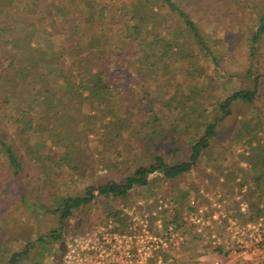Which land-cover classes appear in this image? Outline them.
<instances>
[{
	"label": "rangeland",
	"instance_id": "374dc122",
	"mask_svg": "<svg viewBox=\"0 0 264 264\" xmlns=\"http://www.w3.org/2000/svg\"><path fill=\"white\" fill-rule=\"evenodd\" d=\"M177 1L220 54L221 72L245 77L249 60L244 55L246 44L243 40L249 29L248 7L258 0ZM32 2L39 11L36 15L27 12L21 24L31 36L44 35L43 54L51 50L59 54L54 78L67 75L77 58L90 53L104 55L107 64H118L119 76L133 96L130 104L134 108L133 129L110 143L96 140L81 158L71 160L74 166L68 169L63 163L65 157L46 147L44 155L48 161L41 168H32L29 180L19 181L6 162L3 148L10 144L24 152V142L8 112H0V264H6L13 255L22 253L41 237L62 227L52 213L58 210L64 199L110 181L124 182L141 166L152 165L156 157H164L171 165L189 162L191 146L202 137L201 132L192 129L188 133L180 130L179 116L169 108L175 96L174 84L152 85L145 72L134 66L136 61L129 49L123 52L117 48L112 52L105 50L104 44L100 48H79V45L85 46L82 42L85 37L78 29L88 31L96 40L109 35L112 28L108 25L112 23L118 30L124 23L120 11L134 0ZM21 32L19 29L8 36L0 34V64L4 65L3 68L10 70L21 64L17 60L24 41ZM56 36H61L64 44L50 43L49 39ZM228 47L234 52H229ZM262 48L264 50V43ZM196 50L203 57L197 46ZM206 72L211 74L209 68ZM255 72L264 74V59ZM19 77L22 81L23 77ZM239 77L232 86L234 89H244L249 84ZM263 82L261 79L260 85ZM261 88L256 104L244 106L243 112H237L226 122L206 161L192 176L180 182L182 187L191 186L194 190V197L186 203L181 214L180 230L175 231L172 226L180 193L173 183L161 186L158 182L161 175H150L153 195L144 196L131 208H122L124 213L119 217L112 209L99 207L98 201L92 203L67 223L63 235L67 249L62 258L56 256L63 251L60 244L49 248L37 244V249L23 264H139L146 255L159 251L163 253L159 257L165 261L181 256L190 264H217L222 257L219 249L240 253L241 264H264V216L259 226L251 221L256 210L264 212V136L263 141L254 144L252 149L242 137V124L249 119L251 109L260 111L264 120V86ZM223 89L222 84L214 87L218 96L226 97ZM34 109L35 116L43 112L37 107ZM27 142L34 146L36 140L32 138ZM223 168L240 174L239 186L232 195L222 186L224 179H219ZM115 210L119 208L115 207ZM200 236V243L194 245L192 237L200 239ZM196 246L206 251L198 252Z\"/></svg>",
	"mask_w": 264,
	"mask_h": 264
},
{
	"label": "trees",
	"instance_id": "16d2710c",
	"mask_svg": "<svg viewBox=\"0 0 264 264\" xmlns=\"http://www.w3.org/2000/svg\"><path fill=\"white\" fill-rule=\"evenodd\" d=\"M248 9L249 29L243 40L246 44L244 55L249 60L245 77L221 72L220 54L177 0H134L120 11L123 25L116 30L112 23L109 24L112 28L109 29L110 34L102 35L99 40L92 38L88 31L78 29L85 37L82 40L85 46L79 45V48H100L104 44L105 50L112 52H116L117 48L123 52L129 49L136 61L134 66L138 71L145 72L152 85L174 84L175 96L169 108L175 116H179L178 127L187 133L190 129L201 132L202 137L191 146L189 162L171 165L164 157H156L152 165L141 166L133 177L124 182L110 181L97 188H89L81 195L64 199L58 210L52 213L62 227L41 237L22 253L13 255L6 264H23L37 249V244L41 248L60 244L63 251L55 255L62 258L67 249L63 241L66 225L78 212L98 201L99 207L112 209L116 217L123 215L122 208H131L144 196L154 194L150 175H161L158 181L161 186L173 183L180 193L175 209L177 216L172 223L175 231L180 230L181 214L186 203L194 197L193 188L182 187L180 182L192 176L206 161L226 122L237 112H243L244 106L256 104L264 86V82L260 85L264 74L255 72L264 59V0L249 4ZM38 11L32 0H0V34L8 36L20 29L24 38L17 59L21 62L19 67L9 70L0 64V112H8L25 147V151L21 152L8 144L3 148V154L19 181L29 180L32 168H41L48 161L44 155L46 147L61 153L66 160L64 166L68 169L74 166L71 160L81 158L96 140L110 143L133 129L134 108L130 107L133 96L119 76L118 64H107L104 55L90 53L77 58L67 75L54 78L59 54L53 50L43 54L44 35L31 36L21 24L27 12L36 15ZM49 41L55 45L64 44L61 36L51 37ZM196 46L203 57L198 54ZM228 48L229 52H234L231 47ZM205 66L211 74L206 72ZM238 77L250 86L247 84L244 89H234L232 86ZM220 84L224 85L226 97L218 96L214 91V87ZM228 84L231 87L228 88ZM35 107L43 112L35 116ZM262 115L253 108L249 119L242 124V137L250 149L263 141ZM32 138L36 140L34 146L27 142ZM239 178L240 174L226 168L219 174V179H224L222 186L231 195L239 186ZM263 216L262 210H256L251 221L259 224ZM192 241L194 245L200 243L201 236L200 239L192 237ZM219 251L222 252L221 249ZM161 254L162 251L156 252V258Z\"/></svg>",
	"mask_w": 264,
	"mask_h": 264
},
{
	"label": "crops",
	"instance_id": "0c3cea01",
	"mask_svg": "<svg viewBox=\"0 0 264 264\" xmlns=\"http://www.w3.org/2000/svg\"><path fill=\"white\" fill-rule=\"evenodd\" d=\"M196 247L198 248V252H205L206 251V250H200L201 247H198V246H196ZM194 249H196V248H194ZM201 249H203V248H201ZM155 253L153 254V252H151L150 255L148 254L145 256V261L147 262L145 264H160V263H163V264H177V263L178 264H190V263H186V261H184L181 258V256L177 257L176 259H167L166 258V261H165L162 259L163 257H159L160 255L157 256V258H156ZM165 253L168 254V252H165ZM217 253L218 252H215V254H217ZM187 254H189V252H187ZM220 254L222 255L221 262L217 263V264H241V261H240L241 254L240 253H235V252L229 253L228 251H225V252H220ZM183 256H185V252H183ZM139 264H144V263L141 260V262Z\"/></svg>",
	"mask_w": 264,
	"mask_h": 264
},
{
	"label": "built area",
	"instance_id": "2783aa9c",
	"mask_svg": "<svg viewBox=\"0 0 264 264\" xmlns=\"http://www.w3.org/2000/svg\"><path fill=\"white\" fill-rule=\"evenodd\" d=\"M256 226H259V224H255ZM261 225V224H260ZM76 253V252H75ZM88 253H92V252H88ZM138 253H140V252H138ZM90 254H89V256H90ZM104 254V252H102V257L104 256L103 255ZM107 257H108V255H107ZM69 259H71V257L69 258ZM104 261V260H103ZM142 262L145 264V263H147L146 261H145V259L144 260H142ZM160 264H163V263H160Z\"/></svg>",
	"mask_w": 264,
	"mask_h": 264
}]
</instances>
